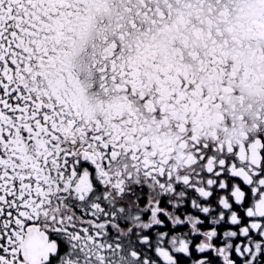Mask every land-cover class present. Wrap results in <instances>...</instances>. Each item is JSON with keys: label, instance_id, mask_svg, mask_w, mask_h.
<instances>
[{"label": "snow or ice", "instance_id": "snow-or-ice-1", "mask_svg": "<svg viewBox=\"0 0 264 264\" xmlns=\"http://www.w3.org/2000/svg\"><path fill=\"white\" fill-rule=\"evenodd\" d=\"M0 264H264V0H0Z\"/></svg>", "mask_w": 264, "mask_h": 264}]
</instances>
